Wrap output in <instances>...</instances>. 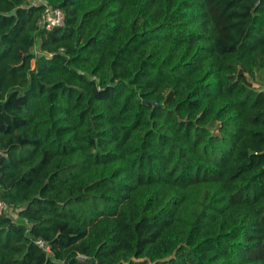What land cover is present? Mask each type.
<instances>
[{
	"label": "trees",
	"instance_id": "1",
	"mask_svg": "<svg viewBox=\"0 0 264 264\" xmlns=\"http://www.w3.org/2000/svg\"><path fill=\"white\" fill-rule=\"evenodd\" d=\"M46 1L0 0V264H264V0Z\"/></svg>",
	"mask_w": 264,
	"mask_h": 264
},
{
	"label": "built area",
	"instance_id": "2",
	"mask_svg": "<svg viewBox=\"0 0 264 264\" xmlns=\"http://www.w3.org/2000/svg\"><path fill=\"white\" fill-rule=\"evenodd\" d=\"M31 5H41V13L38 20V25L46 30H50L54 27H61L65 23V13L59 8L51 5L46 0H28ZM6 156V153L0 149V163L1 159ZM21 209V206L9 203L0 198V215L11 217L16 219L17 212ZM36 244L43 248L46 252H49V245L41 240H36ZM78 258L85 259L83 255H78Z\"/></svg>",
	"mask_w": 264,
	"mask_h": 264
},
{
	"label": "rangeland",
	"instance_id": "3",
	"mask_svg": "<svg viewBox=\"0 0 264 264\" xmlns=\"http://www.w3.org/2000/svg\"><path fill=\"white\" fill-rule=\"evenodd\" d=\"M250 80L252 86H254L257 89L264 88V71L263 70H258L255 72L253 77H248ZM16 219H18L16 217Z\"/></svg>",
	"mask_w": 264,
	"mask_h": 264
},
{
	"label": "water",
	"instance_id": "4",
	"mask_svg": "<svg viewBox=\"0 0 264 264\" xmlns=\"http://www.w3.org/2000/svg\"><path fill=\"white\" fill-rule=\"evenodd\" d=\"M154 104H156V102H154ZM91 264H94V261L93 260L91 261Z\"/></svg>",
	"mask_w": 264,
	"mask_h": 264
}]
</instances>
